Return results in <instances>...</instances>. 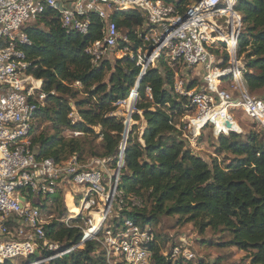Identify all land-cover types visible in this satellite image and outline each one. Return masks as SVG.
Listing matches in <instances>:
<instances>
[{
  "label": "trees",
  "instance_id": "1",
  "mask_svg": "<svg viewBox=\"0 0 264 264\" xmlns=\"http://www.w3.org/2000/svg\"><path fill=\"white\" fill-rule=\"evenodd\" d=\"M165 1L184 13L194 0ZM234 10L242 15L244 24L237 47L238 56L245 57L243 78L248 90L255 93L264 89V0H236ZM91 17L90 32L85 36L67 33L53 12L26 28L32 42L23 47L30 62L27 73L42 80L47 94L38 113L55 131L52 137L43 133L34 136L38 158L63 161L83 153L85 142L81 137L64 135L73 128L81 136L100 138L94 156L111 157L115 167L126 141L119 191L125 202L134 196L141 204L126 206L122 217L142 225H158L163 217L178 216L183 222H194L201 232L206 228L227 231L230 240L219 243L221 246H235L251 253L252 264H264V135L251 131L243 139L235 132L221 134L216 153L233 156L225 167L215 159L208 162L195 154L178 126L179 118L192 115L194 108L187 96L174 90V73L165 61L150 68L141 82L132 119L144 121L143 131H139L138 123L129 126L118 114L121 105L117 103L128 97L140 67L127 57L104 60L99 67L92 63L85 50L101 38L103 22L96 14ZM112 19L120 29L128 30L134 48L144 45L138 30L146 19L140 11H117ZM196 87L194 80L188 88ZM74 113L76 120L71 117ZM52 203L59 211L58 219L63 218V196H53ZM81 223V216L72 219L69 226L52 220L46 226L47 235L63 249L70 248L83 239ZM153 250L155 264H171V258L163 256L159 246ZM37 258L38 254L22 263ZM19 260L10 259L4 264H22ZM42 264H106V259L101 243L88 240Z\"/></svg>",
  "mask_w": 264,
  "mask_h": 264
},
{
  "label": "built area",
  "instance_id": "2",
  "mask_svg": "<svg viewBox=\"0 0 264 264\" xmlns=\"http://www.w3.org/2000/svg\"><path fill=\"white\" fill-rule=\"evenodd\" d=\"M221 3L222 0H194L181 13L165 0H0V264L10 259L28 260L36 254L39 258L25 264L46 263L88 240L101 243L106 264H155L153 247L158 245L153 225L122 217L126 206L141 204L134 196L125 202L119 191L126 141L115 167L111 157H93L89 161L77 154L63 161L38 158L33 138L40 117L38 111L47 94L42 89V80L27 73L30 62L23 47L32 42L26 28L53 12L67 33L85 36L90 32L91 16L96 14L103 27L101 38L88 44L85 50L92 63L99 67L104 60L127 57L140 67L128 97L117 104L137 100L147 71L165 61L175 76L174 90L187 96L194 108L195 115L187 124L193 136L201 134L207 125L218 128L219 135L233 131L220 122L224 117L214 115L220 106L228 114L230 109H240L264 128V99L251 95L245 86L244 64L237 53L244 29L242 15L234 10L236 0H228L225 7ZM131 10L140 11L146 19L138 32L141 38L145 35L144 45L136 48L112 19L114 12ZM219 18H226V32L218 25ZM146 40L154 47L151 52ZM215 45L226 47L228 53L216 57ZM192 69L203 71V84L189 89L191 81L186 80L182 71ZM226 81L233 83L238 95L224 86ZM146 92L151 99L149 87ZM57 194L64 199L70 194L78 209L77 212L69 209L70 215L58 219L59 222L69 226L72 219L82 218L79 227L83 239L70 248L63 249V245L47 235L50 216L46 218L42 207H49ZM81 194L82 201L75 202V197ZM115 206L121 214L115 220L122 217L121 223L109 225L106 240L100 241L101 228L113 221ZM161 254L176 259L194 257L188 250L183 251L181 245Z\"/></svg>",
  "mask_w": 264,
  "mask_h": 264
},
{
  "label": "rangeland",
  "instance_id": "3",
  "mask_svg": "<svg viewBox=\"0 0 264 264\" xmlns=\"http://www.w3.org/2000/svg\"><path fill=\"white\" fill-rule=\"evenodd\" d=\"M227 1L228 0H222L221 5L225 7ZM225 19L226 18L217 19L218 25L222 27V32L227 31V24ZM120 30L124 35H126L128 32L126 28H122ZM227 53L228 52L226 47L222 45L213 46V54L216 57L225 56ZM239 58L242 60L243 63L245 62L244 56ZM182 72L184 73V77L188 82L196 80L199 87L203 84L202 70L200 71L201 73H199V69L185 70ZM224 86H226L228 90L234 93L235 95L239 94L238 91L235 90L233 83L226 81L224 82ZM251 95L264 99V89H261L255 93H251ZM135 103L136 99L128 101L127 104L121 105L118 114L125 119L126 123L129 124V126H132L134 123H138L139 131L142 132V129L145 125L144 121L141 120L139 122H134V120L132 119L133 113L136 112ZM190 114L192 115H187L182 118H179L180 122L178 125L182 128L184 132V137L186 139L188 137L185 135H188L190 137L187 139L188 145H190L191 149L195 154L200 155L206 161L211 162L215 159L217 163H220L223 167H225L230 162V159L233 158V156L227 154L219 155L216 153L215 147L217 146V139L220 135H217L215 133V128L213 126L207 125L201 131V134L193 136L191 134V129L188 127L187 124L189 123V118L195 115V111ZM229 114L236 120L240 127V131H236L235 133L241 134L243 139L251 131H256L258 134L264 135V128L260 127L256 122H254L247 115H245L242 110L237 108L230 109ZM71 117L76 120L77 114L74 113ZM181 123L186 124V126H181ZM98 130L99 129L96 128V132H98ZM76 132L78 131L72 128L66 130L64 132V135L67 137L82 138V140L85 142L84 151L83 153L77 155H79L84 161H89L91 158L95 157L94 153L96 151V146L100 145L101 139L94 135L81 136V133L76 135ZM41 133L52 137L55 134V131L53 129V125L49 121L42 120L39 117L37 121V131L35 136H38ZM82 197L83 194L76 196L75 202L78 203L79 201H82ZM63 204L66 211L65 216L70 215L69 209H71L72 212H77L78 210L73 204V199L70 194L69 196H66L65 199L63 198ZM49 210H51V213L48 212ZM117 210L118 206H115L114 211L112 212L113 221L101 228L100 241L104 242L106 240L109 225L114 227L115 224L118 223L119 220L115 219L118 216H121V214H119ZM58 212L59 211L56 210V205L50 203L49 209L44 211V215L46 216V218L52 216L49 217L50 222L52 220L58 221ZM153 226L157 232V246H159L161 251L169 253L174 245H181L183 251L188 250L190 253L194 254V257L192 259H185L183 258V256L179 257V259L172 257L171 264H252L251 253L249 254L243 252L235 246H221V244H219L226 243L228 240H230V235L227 231L206 228L204 232H201L200 228L196 226L194 222H183L178 216L163 217L160 224ZM122 228L123 224H121L120 230H122ZM24 261L25 260L21 259L18 261V263H22Z\"/></svg>",
  "mask_w": 264,
  "mask_h": 264
},
{
  "label": "bare ground",
  "instance_id": "4",
  "mask_svg": "<svg viewBox=\"0 0 264 264\" xmlns=\"http://www.w3.org/2000/svg\"><path fill=\"white\" fill-rule=\"evenodd\" d=\"M225 40V39H224ZM214 115H219V117H224L226 120L228 121H231L230 123L232 124L231 125V128L234 130V131H240V127L238 125V123L236 122V120L230 116L228 117V113L225 111V108L220 106L218 107V109L216 110V113ZM218 117V116H217ZM202 122V121H201ZM230 129V128H229ZM70 202V201H69ZM78 211V210H77Z\"/></svg>",
  "mask_w": 264,
  "mask_h": 264
},
{
  "label": "water",
  "instance_id": "5",
  "mask_svg": "<svg viewBox=\"0 0 264 264\" xmlns=\"http://www.w3.org/2000/svg\"><path fill=\"white\" fill-rule=\"evenodd\" d=\"M195 1H201V0H195ZM142 39H145V35H142ZM146 45L148 46V49H149V51L151 52L153 49H154V47L152 46V45H150V43H149V41H147L146 40ZM220 122L222 123V124H225V125H227V126H230L231 127V123H230V121H228V120H226L225 118H220ZM232 132H236V131H232ZM215 133L217 134V135H219V129L217 128V129H215Z\"/></svg>",
  "mask_w": 264,
  "mask_h": 264
}]
</instances>
